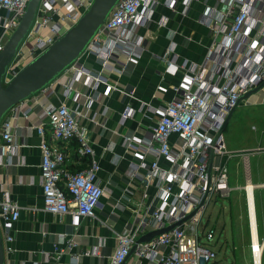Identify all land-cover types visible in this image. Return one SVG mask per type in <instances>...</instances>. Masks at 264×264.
I'll use <instances>...</instances> for the list:
<instances>
[{"label":"built area","instance_id":"1","mask_svg":"<svg viewBox=\"0 0 264 264\" xmlns=\"http://www.w3.org/2000/svg\"><path fill=\"white\" fill-rule=\"evenodd\" d=\"M30 1L0 0V53L18 28ZM94 1L41 0L34 23L8 67L4 84H9L76 26ZM161 4L184 17H189L195 4L200 6L199 21L212 36L206 63L200 65L188 59L179 62L173 57L177 44L173 42L167 48L161 61L173 73H184V83L175 89V98L159 112L151 137L141 138L135 132L124 135L132 160L119 180L112 175L104 181L100 178L103 168L96 159L91 135L81 122L82 111L72 107L69 100L76 93V79L84 78L85 86L94 90L99 84L108 85L103 70L88 67L84 57L97 58L104 68L116 62L126 70L137 63L144 47L138 29L154 20ZM166 21L163 17L159 25L165 26ZM185 41L190 42L191 38ZM263 83L264 0H120L81 58L54 83L5 115L0 123V167L13 169L22 165L16 159L20 131H35L40 138L46 213L69 214L77 228L82 220L97 218V209L107 190H122L126 204H119L121 210L131 204L132 222L117 234L118 245L106 264H124L142 236L167 228L194 212L170 232L138 244L132 264H214L219 254L202 243L199 227L213 196L230 198L234 190L228 165L232 155L227 151L224 134L220 137L218 134L241 97ZM57 85L65 86V100L59 105L52 100ZM124 92L126 96H134L133 91ZM259 93H264V88ZM135 115L132 107L122 113L117 134ZM72 143L76 158L88 159L85 169L69 168L66 150ZM108 148L113 151L115 146ZM161 159H166L169 165L162 166ZM124 160V156L117 155L114 163L118 166ZM250 181L253 182L251 174L247 173V184ZM152 187L157 190L153 197L148 193ZM260 188L264 189V184L256 185L255 189ZM138 190H143L140 201L135 199ZM245 202L251 236L248 263L264 264V236L260 235L256 193L245 190ZM21 212L19 204L0 188L5 264H18L12 259L16 252L13 227ZM203 236L210 242L216 238L215 230ZM67 245L71 249L74 242L69 240ZM56 250L64 252L59 244ZM98 254L97 249L95 255ZM226 264L241 263L234 260Z\"/></svg>","mask_w":264,"mask_h":264},{"label":"crops","instance_id":"2","mask_svg":"<svg viewBox=\"0 0 264 264\" xmlns=\"http://www.w3.org/2000/svg\"><path fill=\"white\" fill-rule=\"evenodd\" d=\"M199 16L198 4L194 5L189 17H184L161 4L154 20L138 29L139 35L144 38V47L137 63L130 65L126 70H122L120 63L119 65L111 62L104 68L97 58L84 57L83 62L88 67L97 71L103 70L108 85L99 84L94 90L85 86L84 78L76 79V93L71 94L69 103L82 111L81 122L91 135L96 159L103 168L100 173L102 180L107 181L112 175L114 179L119 180L120 174L132 160V155L126 149L124 135L135 132L141 138L151 137L152 127L160 118L159 112L175 98V89L184 83V73H173L161 61L167 48L174 42L177 47L173 57L177 61L188 59L205 65L212 36L207 26L199 21ZM163 17L167 18L166 25L160 26L159 22ZM1 32L0 28V34ZM187 37L191 38L190 42L185 41ZM109 85L118 89L112 90ZM124 91H133L134 96H126ZM64 94L65 86L57 85L52 96L54 104L62 103L65 100ZM243 102L248 106L263 105L264 93H257ZM129 107L136 110V115L126 122L120 131L121 134H117L116 131L120 130L121 115ZM21 124L25 122L22 121ZM113 145L115 148L111 151L108 147ZM66 152L71 170L87 167L88 159L76 158L74 143L68 146ZM117 155L125 157L118 166L114 163ZM231 155L229 162L236 156L243 157V163L247 159L246 154ZM16 159L21 166L13 169L0 167V188L10 194L22 211L20 220L13 227L16 252L12 259L18 264H106L118 245L117 234L124 232L132 222L131 204L126 210L119 208V204H126L122 190H107L97 209V218L84 219L76 228L73 226L71 215L56 216L43 210L40 169L42 153L40 138L35 131H20ZM160 164L166 166L169 162L161 159ZM156 191L155 187H152L148 193L153 197ZM142 198L143 190H138L135 199L140 201ZM69 240L74 242L71 249L67 245ZM56 244L64 249L63 253L56 250ZM97 249L99 254L95 255ZM76 256H80L79 260L74 258ZM128 264H132L131 259Z\"/></svg>","mask_w":264,"mask_h":264},{"label":"water","instance_id":"3","mask_svg":"<svg viewBox=\"0 0 264 264\" xmlns=\"http://www.w3.org/2000/svg\"><path fill=\"white\" fill-rule=\"evenodd\" d=\"M119 1L120 0H95L91 8L83 15L76 26L58 40L48 51L25 67L9 84L5 85L4 79L8 67L29 33L41 2V0L30 1L26 14L21 20L18 28L8 39L3 51L0 53V123L11 109L46 89L60 78L71 65L81 58ZM263 88L264 83L241 97L238 104L231 110L218 137L224 134L238 106L243 101L259 93ZM263 151L262 149H258L257 151H246L239 154L251 155ZM193 215H195V212L167 228L149 232L142 236L132 248L124 264H127L133 257L138 244L148 243L156 236L170 232L175 227L189 220ZM0 264H5V247L1 227Z\"/></svg>","mask_w":264,"mask_h":264},{"label":"rangeland","instance_id":"4","mask_svg":"<svg viewBox=\"0 0 264 264\" xmlns=\"http://www.w3.org/2000/svg\"><path fill=\"white\" fill-rule=\"evenodd\" d=\"M226 148L229 153L264 150V104L246 105L242 102L230 126L225 130ZM234 150L235 152H231ZM234 157L229 162L231 186L230 198L214 195L203 215L199 233L202 243L218 252L214 264H226L237 260L249 264L251 245L245 202L247 173L256 185L264 184V151ZM256 203L260 213V235L264 236V189L256 190ZM215 230L216 238L208 241L203 233ZM226 231V237H225ZM251 264V263H250Z\"/></svg>","mask_w":264,"mask_h":264},{"label":"bare ground","instance_id":"5","mask_svg":"<svg viewBox=\"0 0 264 264\" xmlns=\"http://www.w3.org/2000/svg\"><path fill=\"white\" fill-rule=\"evenodd\" d=\"M255 188H256V186L254 184H252L251 182H249L247 184V187H245V190H249L250 194L254 193V195H255V192H256ZM254 237L256 239V231L255 230H254ZM250 240H251V237H250Z\"/></svg>","mask_w":264,"mask_h":264}]
</instances>
